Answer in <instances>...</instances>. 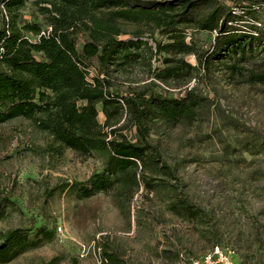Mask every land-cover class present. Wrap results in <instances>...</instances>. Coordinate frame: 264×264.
<instances>
[{
	"label": "rangeland",
	"instance_id": "1",
	"mask_svg": "<svg viewBox=\"0 0 264 264\" xmlns=\"http://www.w3.org/2000/svg\"><path fill=\"white\" fill-rule=\"evenodd\" d=\"M217 1L240 15L235 24L239 32L260 31L264 37V0ZM40 5L26 0L18 10L20 22L48 28ZM120 28L117 38H135L138 33L152 50V40L165 39L157 29L150 38L149 25L141 23H122ZM185 31L187 40L191 38L202 50L210 46L215 34L192 28ZM85 39V32L80 31L76 43ZM263 44L261 38L255 53ZM186 59L195 63L192 55ZM157 64L151 57L150 70ZM86 70L91 81L98 73L94 60ZM107 76L111 89L119 92L151 79L139 64L109 70ZM234 80L213 68L196 84L209 104L201 121L170 129L150 128L148 140L157 145L160 160L174 167L173 176L162 180L159 190L139 185L130 194L96 191L77 197L69 184L102 169L98 153L81 157L67 148L56 153L48 148V135L28 120L15 118L1 124L0 242L8 229L17 228L36 243L0 264H42L53 255L60 256L59 264H72V258L77 264H191L214 245L219 249L213 256L217 263L264 264V148L259 146L264 141V81ZM195 83L192 80L190 85ZM181 88L154 81L147 90L175 96ZM97 120L102 122L100 111ZM121 125L123 136L137 137L127 122ZM247 141L253 142L254 154L248 153ZM172 193L185 194L203 205L206 214L201 221H187L171 212L166 204ZM211 232L218 233L216 242Z\"/></svg>",
	"mask_w": 264,
	"mask_h": 264
},
{
	"label": "trees",
	"instance_id": "2",
	"mask_svg": "<svg viewBox=\"0 0 264 264\" xmlns=\"http://www.w3.org/2000/svg\"><path fill=\"white\" fill-rule=\"evenodd\" d=\"M25 1L0 0V125L26 119L48 135V148L56 153L65 148L81 157L98 153L102 169L69 184L77 197L96 191L130 194L139 185L147 190L163 187L174 167L160 160L157 145L148 140L149 130L201 121L209 104L196 84L213 68L235 83L264 81V44L255 53L264 37L260 31L239 32L235 24L240 15L217 0H32L41 4L45 30L37 22H20L18 10ZM122 23L149 25L150 38L157 29L165 39L152 40V50L138 33L117 38ZM187 28L214 32L210 46L202 50L187 40ZM80 31L86 39L79 45ZM188 55L194 56V64ZM151 57L158 64L150 70ZM92 60L98 73L90 81L86 69ZM133 64L145 67L151 79L123 92L112 90L108 71ZM192 80L196 83L190 85ZM154 81L182 91L175 96L151 94L147 89ZM123 122L134 128L135 139L119 132ZM247 144L248 153L254 154L253 142ZM259 146L264 148L263 140ZM166 205L187 221L200 222L206 214L203 205L185 194H170ZM211 234L216 242L218 233ZM35 243L19 229H8L0 242V262ZM59 258L53 255L42 264H59ZM72 264H77L74 258Z\"/></svg>",
	"mask_w": 264,
	"mask_h": 264
},
{
	"label": "built area",
	"instance_id": "3",
	"mask_svg": "<svg viewBox=\"0 0 264 264\" xmlns=\"http://www.w3.org/2000/svg\"><path fill=\"white\" fill-rule=\"evenodd\" d=\"M218 252V246L214 245L211 250L203 253L200 258L192 259L191 264H226V262L217 263V261L214 260L213 256ZM104 258L105 257H103V259Z\"/></svg>",
	"mask_w": 264,
	"mask_h": 264
}]
</instances>
